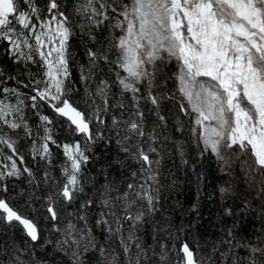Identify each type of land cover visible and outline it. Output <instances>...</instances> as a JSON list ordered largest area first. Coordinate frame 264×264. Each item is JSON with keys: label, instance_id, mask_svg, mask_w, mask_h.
<instances>
[{"label": "snow or ice", "instance_id": "snow-or-ice-1", "mask_svg": "<svg viewBox=\"0 0 264 264\" xmlns=\"http://www.w3.org/2000/svg\"><path fill=\"white\" fill-rule=\"evenodd\" d=\"M77 29L85 38V62L79 65L85 85L83 108L66 88L74 59L71 39ZM0 41L7 44L6 54L13 63L35 64L39 57L43 69L40 80L28 77L25 84L20 77L9 76L16 86H0V148L11 152L7 157L11 164L0 168V180L26 175L29 184L36 186L39 165H46L39 180L46 194L36 211L42 210L43 219L52 223V231L59 234L56 248L70 255L72 264H85L89 253L96 256V264H145L148 257L139 233L158 211L163 183L161 160L153 158L158 156V134L156 127L147 129L142 100L156 113L157 127L163 128L168 123L165 112L174 110V131L183 132V117H187L190 139L203 146L200 155L214 156L220 170L229 174L239 163L249 186H257V195L264 200V0H76L71 13L61 0H46L43 7L38 0H0ZM172 61L178 71L168 76L165 68ZM103 67L114 80H93ZM3 76L0 70V79ZM169 79L173 89L166 87ZM90 84L94 91L89 90ZM21 87L29 88L33 95L27 97ZM113 87L119 89L118 98ZM129 96L131 102L127 103ZM26 99L39 119L35 133L27 120ZM43 106L77 137L74 142L57 141L55 121L41 113ZM19 130L32 141L29 154L38 165L35 173L17 147L20 138H13ZM105 132L109 142L115 135L121 151L140 165L132 176L142 180L127 185L129 191L122 197L127 214L117 217L115 229L106 219L108 213H100L96 224L104 230L105 242L98 243L86 216L95 197L81 203L75 213H67L66 206L83 193L82 168L90 161L93 146L105 140ZM173 143L174 152L187 164L184 143ZM52 146L61 149L64 157L59 178L49 170ZM231 190L220 188L225 196ZM109 191L100 192L103 208L110 205ZM28 203L31 206L32 200ZM225 212L231 214V209ZM65 215H75L85 227L70 221L66 227H58ZM0 224L22 226L33 243L41 239L39 223L23 216L4 198H0ZM227 235L233 234L229 231ZM112 237L118 239L119 253L107 246ZM227 243L248 252L245 258L229 255L231 264H264V237L255 243ZM177 254L176 264H204L187 242ZM152 255L160 264H168L170 250L161 242L159 253L152 248ZM0 264L25 261L19 249L0 245Z\"/></svg>", "mask_w": 264, "mask_h": 264}, {"label": "trees", "instance_id": "trees-1", "mask_svg": "<svg viewBox=\"0 0 264 264\" xmlns=\"http://www.w3.org/2000/svg\"><path fill=\"white\" fill-rule=\"evenodd\" d=\"M38 3L43 7L46 0H38ZM61 4L71 13L76 0H61ZM84 43L85 38H82L77 29L71 39V51L74 57L70 64L71 77L66 81V88L71 93V99L79 102L81 108L84 107L85 85L80 79L79 65L85 62ZM7 47L5 42L0 41V70L4 73L3 78L0 79V86H16L15 81L8 80L9 76L20 77L25 84L29 83L28 77L32 80L42 79L43 69L39 64V57L36 58L37 63L35 64H15L6 54ZM176 71H178V66L175 61L170 62L165 68V74L168 76H172ZM96 79L111 81L115 79V76L108 72L107 67H103L101 74L93 77V80ZM160 83L163 84V81ZM166 87L174 88L172 79L167 81ZM89 90H95L91 84ZM21 91L27 97L33 95L27 87H21ZM112 92L117 95V98L119 97L118 87H113ZM11 102L16 101L13 99ZM126 102H131L130 96L127 97ZM25 103L27 104L25 109L27 120L35 133L39 119L31 107L30 100L26 99ZM141 108L145 113L147 129L151 131L153 127H156L159 138L156 144L158 156L153 158L161 160L159 171L163 183L161 199L157 205L158 211L148 218L139 233L141 242L148 249L145 264H160L158 258L153 257L149 246L154 245L155 251L159 253L161 242L166 243L170 250L168 264H176L178 249L185 242L196 253L197 259L204 260V264H231L228 259L229 255H232L233 259L247 257L248 252L245 248L233 247L227 241L232 240L233 244H243L248 241L255 243L257 238L264 237V200L257 195V186H249L251 182L245 178L239 163L233 165V171L229 174L220 170V165L214 156H209L207 153L201 156L200 148L203 146L198 147L190 139L187 117H183L185 130L183 132L174 131L177 122L174 110L165 112L168 116V123L160 128L155 124L156 113L151 111L152 106L142 100ZM168 108L173 109L172 102H168ZM40 111L55 121L53 131L60 144L72 143L77 139L70 134L66 125L60 123L47 106H43ZM115 114L120 115L119 112ZM108 123L111 125V114L108 116ZM17 136L20 138L17 147L35 173L38 165L29 154L32 141L25 138L23 130L13 134V138ZM174 141L184 143V160H187V164L182 163L179 155L174 152ZM52 153V167L49 170L59 178L64 160L63 153L55 146H52ZM10 154L7 148H0V157H3L0 160V168L3 165L10 166L11 161L7 159ZM89 156L90 161L83 166L81 172L84 191L77 200L72 202L71 206H66V210L67 213H75L81 203L89 197H95L96 202L86 213L87 226L93 230L97 242L104 243V230L96 224V221L100 218L101 212H107L108 223L113 229L116 228L117 217L123 218L127 214L125 201L122 199L123 194L129 191L127 185L139 183L142 180L140 176H132L133 172H139L140 165L121 151L115 135L109 142L107 132H105V140L94 145ZM17 164L19 166L18 160ZM39 167L36 186L29 184L26 175L18 178L5 177L0 180V188H7L6 192L0 191V198L8 200L11 206L23 216L36 220L40 225L41 239L38 243H33L25 237L20 225L0 224V245L14 246L19 249L21 259L25 261V264H40V262L42 264H72L70 255L56 248L55 241L59 238V234L52 231V223L43 219L42 210L39 213L36 211L41 207L40 199L46 194L45 185L39 183L46 165L41 164ZM221 187H230L232 190L225 196L220 192ZM106 188L110 190L111 201L109 207L103 208L100 202V192ZM21 193H27V195L22 196ZM29 199L32 200L31 206L34 205L36 214L27 211ZM225 209H231V214L226 213ZM69 221L76 224L78 228L85 227V222L77 220L75 215L62 217L58 227H66ZM124 229L126 233L127 222L124 223ZM229 231L233 234L231 237L227 235ZM47 240H51L52 243L46 244ZM107 246L110 251L115 249L117 253L120 252L116 237H112ZM85 264H96V256L89 253ZM121 264H123L122 261Z\"/></svg>", "mask_w": 264, "mask_h": 264}, {"label": "rangeland", "instance_id": "rangeland-1", "mask_svg": "<svg viewBox=\"0 0 264 264\" xmlns=\"http://www.w3.org/2000/svg\"><path fill=\"white\" fill-rule=\"evenodd\" d=\"M19 197H21L20 195H19ZM22 198V197H21ZM26 200V199H25ZM29 201V200H28ZM28 207H27V211L29 210L30 212H35L34 214H36V211H35V208H33V206H29V203H28V205H27ZM38 215V214H37ZM152 248H154V245H152L151 246V248H150V250L152 251Z\"/></svg>", "mask_w": 264, "mask_h": 264}, {"label": "water", "instance_id": "water-1", "mask_svg": "<svg viewBox=\"0 0 264 264\" xmlns=\"http://www.w3.org/2000/svg\"><path fill=\"white\" fill-rule=\"evenodd\" d=\"M21 228H22V226H21ZM23 229V228H22Z\"/></svg>", "mask_w": 264, "mask_h": 264}]
</instances>
